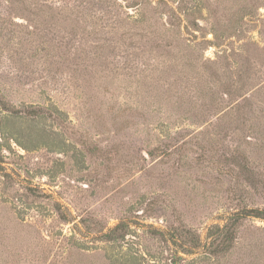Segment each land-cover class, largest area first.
<instances>
[{
    "label": "rangeland",
    "instance_id": "374dc122",
    "mask_svg": "<svg viewBox=\"0 0 264 264\" xmlns=\"http://www.w3.org/2000/svg\"><path fill=\"white\" fill-rule=\"evenodd\" d=\"M0 161V264H264V0H0Z\"/></svg>",
    "mask_w": 264,
    "mask_h": 264
},
{
    "label": "trees",
    "instance_id": "16d2710c",
    "mask_svg": "<svg viewBox=\"0 0 264 264\" xmlns=\"http://www.w3.org/2000/svg\"><path fill=\"white\" fill-rule=\"evenodd\" d=\"M245 217H257V218H263L264 219V210L263 209H244V210H240L239 212L234 213L231 218L242 219ZM122 227H125L124 223L119 222L113 228H110L108 230V232L104 233L103 235L106 237H110L111 235H115L114 237H112V239H114L113 241L117 240L118 238L124 239L126 234L129 233V231L124 229L120 233L119 230ZM216 230L220 235L219 245L222 246L221 248L229 247L233 243L234 234L232 233L231 230H229L228 223H226L222 226H217ZM117 231H118V234H115ZM207 237L210 238L209 233H208ZM209 243H210V241H209ZM107 256L110 259L111 264H118L117 262L114 261L113 256L111 257V255H109V254H107Z\"/></svg>",
    "mask_w": 264,
    "mask_h": 264
}]
</instances>
